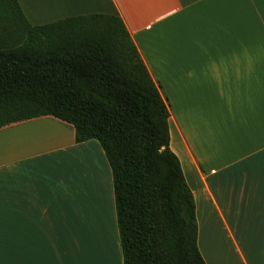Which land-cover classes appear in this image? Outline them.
Wrapping results in <instances>:
<instances>
[{
	"label": "crops",
	"instance_id": "1",
	"mask_svg": "<svg viewBox=\"0 0 264 264\" xmlns=\"http://www.w3.org/2000/svg\"><path fill=\"white\" fill-rule=\"evenodd\" d=\"M118 15L171 111L206 264H264V0H18ZM0 264H122L109 165L44 115L0 128Z\"/></svg>",
	"mask_w": 264,
	"mask_h": 264
},
{
	"label": "trees",
	"instance_id": "2",
	"mask_svg": "<svg viewBox=\"0 0 264 264\" xmlns=\"http://www.w3.org/2000/svg\"><path fill=\"white\" fill-rule=\"evenodd\" d=\"M44 115L103 150L122 264H206L170 104L118 15L31 24L18 0H0V128Z\"/></svg>",
	"mask_w": 264,
	"mask_h": 264
},
{
	"label": "rangeland",
	"instance_id": "3",
	"mask_svg": "<svg viewBox=\"0 0 264 264\" xmlns=\"http://www.w3.org/2000/svg\"><path fill=\"white\" fill-rule=\"evenodd\" d=\"M163 92V91H162ZM167 98V97H166ZM170 111H171V107H170Z\"/></svg>",
	"mask_w": 264,
	"mask_h": 264
}]
</instances>
